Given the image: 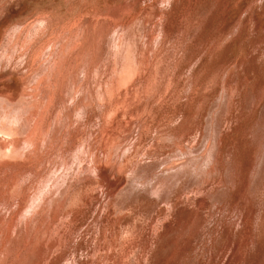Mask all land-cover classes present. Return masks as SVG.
Wrapping results in <instances>:
<instances>
[{
  "label": "rangeland",
  "instance_id": "obj_1",
  "mask_svg": "<svg viewBox=\"0 0 264 264\" xmlns=\"http://www.w3.org/2000/svg\"><path fill=\"white\" fill-rule=\"evenodd\" d=\"M74 23L89 30L83 28L82 32L81 27V34L69 26ZM161 24L168 35L163 40L168 39L161 41L159 54L154 53L156 75L152 67L150 82L124 84L127 90L120 87L117 101H100V132L97 114L86 121L75 111L66 114L63 107L48 116L51 136L58 141L51 137L46 141L49 138H43L39 130L44 146L39 150L38 169L32 166L17 175L21 187L32 195L44 187L43 181L46 193L60 185L54 195L57 198L67 184L85 183L82 197L87 205L79 221L72 224L80 210H61L53 204L52 222L24 238L22 255L15 264H264V0H0V45L14 27L21 34L16 49L12 42L7 46L15 52L9 48L4 54L0 46V66L2 72L9 71L11 64L27 56L28 60L37 49L29 42H35L44 31L51 35L52 30L69 27L65 28L67 36L87 44L80 65L94 58L97 61L88 84L78 86L97 88L100 82V90H106L112 70L115 72L111 69L113 50L121 32L130 27L139 45L153 40L155 48ZM7 47L3 49L7 51ZM60 47L56 45L54 53ZM151 49L146 51L148 56ZM77 67L72 73L81 78L83 66L78 71ZM27 71L22 72L29 76ZM2 79L0 74V89L19 86L16 78L13 82ZM70 83L68 80L64 86ZM111 94L106 97L112 98ZM71 96L67 102L78 113L80 107L74 105L79 102L77 95ZM96 99L93 103L90 98L89 103L96 105ZM81 104L90 106L84 101ZM140 136L143 141L136 146ZM81 141L89 143L102 164L105 181L99 182L91 170L90 156L76 159ZM135 164L141 165L134 172ZM154 175L160 177L154 180ZM1 178L3 175L2 183ZM158 181L164 188L159 193ZM1 183L0 190L5 191L6 183ZM172 185L179 191L170 208L167 188ZM43 230L46 233L40 236Z\"/></svg>",
  "mask_w": 264,
  "mask_h": 264
},
{
  "label": "bare ground",
  "instance_id": "obj_2",
  "mask_svg": "<svg viewBox=\"0 0 264 264\" xmlns=\"http://www.w3.org/2000/svg\"><path fill=\"white\" fill-rule=\"evenodd\" d=\"M97 2H99V1H97ZM167 4L169 5V2H167ZM98 6H96V8ZM164 7H165V5H164ZM97 10L95 12H97ZM40 19L38 18V21ZM47 19H49V18H47ZM86 19H88V18H86ZM77 20H79V19H77ZM48 21H51V19L50 20H47V22ZM51 24H53V23H51ZM14 26H16V25L14 24ZM69 26L74 27L77 30V32H79V31L81 32V30H80L81 27H82V32H83V28H85V29H88L89 28L88 26L82 25L80 23H74V24H71ZM65 28H67V27L60 28L59 31L56 30L54 32L52 30L51 35L49 34L50 31H47V32L44 31L45 34L42 33V35L35 42H32V43L29 42V44H28L29 46H31L33 44H36V48L37 49L35 50V52L32 51L31 47H29L26 44L27 47H29L31 49L30 50L31 53L34 52L29 57L28 60H27V57H28L27 56V57H24V59H22L21 62H20L19 59H21V58L18 57L19 58L18 59L19 60L18 63L16 62L14 65L11 64V62L8 60L7 62L8 63L10 62L9 64H11L9 66V71H6L5 70V71L2 72V66H0V74H3L2 81L13 82L16 79H17V82L19 81L18 88H15L14 89V87L11 88V87H9L6 84L7 86H5L2 89H0L2 91V92H0V175H3V178H1V179H2V181L4 183H6L5 184L6 185V190L5 191L0 190L1 191L0 192V201L3 202V204H1V207H2L1 209L2 210H0V264H10V263L11 264H15V261L14 260H16L17 258H19L18 255H22V253L19 254V252H20V247H21L20 245H22V241L24 240V238L27 237V235L31 236V234L34 232L35 229H37L38 226H41V225L44 226L45 224H47V223H49L51 221V219H52V215H51L52 214V211H54L56 209V208H53L52 207L53 204H57V208H59L61 210H63L65 208V210H70L71 211V210H74V208H76V207L80 210L79 213H77V215H74V217L72 218V221L70 220L72 222V224L76 223L77 220L79 221V219H77V218H78L79 214L82 213V209L85 208L86 205H87V202H85L83 200V197H82L83 196V189L85 188V185H83V184H85V183H83V184L80 183L79 185H74V183L73 184L72 183L67 184L66 187H64V189H62V190L59 191V196L57 198H54V195L56 193L57 188L60 187V189H61V186L60 185H59V187H52V189L53 188H56L55 191L53 189V191H51L49 193H46L47 191L45 190L46 192H44V189H45L44 187H46L47 185H45V182L46 181H43L44 187L42 189H40L39 193H34L32 195L31 194L28 195L25 192L26 190H24L25 188L23 189L21 187V184L19 183V179H17V175L22 170H26V169L28 170L29 168H32V166H34L35 167V170H36V167L39 165V162L38 161L40 160V157H41V153H40L39 150L42 148V146H44L40 142L41 136L43 138H45V139H46V137L49 138V140H46V141H51L50 140V137H51V139L53 138V140L54 139L57 140L56 138H58V137L54 138L55 136L53 137V135L51 136L52 132L50 131V129L53 128V127H51V125H52V124H50L51 123L50 122L51 120L49 119L48 116L51 115L50 117H52L53 112L57 108H59V107H61V108L63 107V109L66 111V114L69 113V112H71V111H75V114H79V116L81 114L82 117H85V120L86 121L87 120H90L91 118L93 119V117H92V116H94L93 114H97V116H96L97 119L96 120H97V123L99 121L98 125H99V132H100V121H101L100 120V101L103 102V103L106 102L105 104H107V103H110L111 100H113V99L115 100L116 99V97H115L116 96V92L124 84L126 85L128 83V85L130 86V82H134V81H136L137 83L139 82V83H143V84L145 82H150L151 76H152L151 69H152V67H155L154 60L157 59V58L154 59V57H155L154 56V53H156L158 51L159 46H160V43L163 40L164 35L165 36H168L167 33L164 32L163 25L161 24V26H160L161 31H160V34H159V38L157 39L158 41H157V44L155 45L156 47L153 48L154 47V43H155V42L153 43V40H152V42H150V41H148L146 39L145 42L142 43L144 45H142V46L139 45V42L140 41L137 39L136 35L130 34V32H131L130 31V27H129V29L127 28L126 30H124L123 33L121 32L120 37L115 42V46H114V50L115 51L113 50V52H114V60H113L114 63H113V67L111 66L112 67L111 69L114 68L115 69V72L112 70V73H111L112 76H110L111 81H110L109 84H106V86L108 88L106 90L104 88H102V90H100V82H99V85H98L97 88H95V87L90 88L89 85H88L87 88L86 87L85 88L84 87H81L80 88L78 86L79 84H81V85H84L86 83L88 84V82H89L88 81L89 72L91 70H93V69L94 70L97 69L96 68L97 66L95 65V62H97V61L94 58V60L90 61L89 64H87V65L81 64L80 65V62L82 60L84 61V57L86 55L85 53L88 51L87 44H85L83 42L84 39H83V41H81L79 39H77V41H76V37H75V41H73L72 40L73 38H71L70 36H67V34L69 35V31H67ZM14 29H15V27L13 29L9 30L8 32H6L7 34L2 38V43H1L0 46H3L2 47L3 52L4 51L5 52H8V50H9L10 47L8 48L7 46H8V44L10 42L13 43V46H15L14 48L16 49V46L17 45L15 43L18 42V40L21 37V34L20 33H15L14 32L15 31ZM128 30H129V32H128ZM135 30H134V32H135ZM66 32H67V34H66ZM82 32H81V34H83ZM72 33H73V31H72ZM73 36H74V34H73ZM117 36H119V35L117 34ZM24 39H25V37H24ZM166 39H168V38L166 37L164 40H166ZM164 40H163V42H164ZM52 42H55V43H53L50 46V49L49 50H45L47 47H49V45ZM26 45H25V47H26ZM56 45H61L60 51L58 53H54V49L57 50L56 49ZM63 45L67 47L66 50H65V47ZM9 46H10V44H9ZM149 46H150V48L152 46V49H153V50L151 49L152 51H150V52H153V53H150V54H153L152 56H150V54H149L150 57L148 56V54L146 52L148 50ZM5 47H7V51L4 50ZM112 47H110V48H112ZM34 48H33V50H34ZM71 49L72 50L74 49L77 52L74 51L73 53H71ZM12 50H13V48H12ZM22 50L23 51H26L23 48H22ZM30 51H28V52H30ZM5 52H4V54H7ZM12 52H15V50H13ZM111 52H110V54H111ZM25 54L27 55L28 53L26 52ZM78 55H79V57H78ZM110 56H112V55H110ZM0 57H1V55H0ZM159 57H160V55H158V59H159ZM3 58H4V56H3ZM39 58H41L42 60H41V62L39 61L38 62V65L36 66L35 63H36V61L39 60ZM4 62H5V60H4ZM2 65H3V63H2ZM77 65H78V67L83 66L82 67L83 70L80 69V71L82 70V72H83V77H81V78L79 77L78 74H75L74 75L72 73V69L75 68ZM78 67L76 68V70L78 69ZM25 68H27V70H28L27 73L28 72L30 73L29 76L28 75L26 76V74H25L26 72H22ZM104 71H106V70H104ZM178 72H179V70L177 72L175 71V74L174 75L172 73V75H173L172 79L174 81L177 78ZM79 73H81V72H79ZM94 73H95V71H94ZM91 74H93V73H91ZM155 75H156V67H155ZM32 76H33V78H32ZM153 78H154V76H153ZM162 78H164V77H162ZM68 80L71 81L70 85L64 86V83L66 81H68ZM98 80H96V81H98ZM156 82H157V80L155 81V83ZM110 84H113V87L112 88L109 87ZM96 85H97V83H96ZM125 85L123 86V88L125 87ZM14 86H16V85H14ZM77 86H78V88H76ZM163 86H164V84H163ZM190 87L192 88V86H190ZM141 88H143V87L141 86ZM155 88H156V86H155ZM125 90H127V89H125ZM142 92H143V90H142ZM153 92L154 91H152V93ZM73 93H74V95H77V99L79 101V102L74 103L75 106H79L80 107V110H79L78 113L76 111V107L69 106V104L67 102V99L68 98H71L72 97L71 94L73 95ZM106 93H110V94L112 93L111 94L112 95L111 96L112 98H109V97L107 98L106 97ZM101 95H103V97L100 98ZM95 97L98 98V99H96V105L90 104L89 103V99L91 98V101L93 103H95ZM148 98H149V94H148ZM82 101H84V103L88 102V105H90V106H86V105L83 106L81 104ZM116 101H117V99H116ZM102 108H105V107H102ZM111 108H112V106H111ZM59 110L60 109H58V111ZM62 113H63V111H62ZM54 114H56V112ZM102 117H103V124H105V117H106V115H104ZM62 118H64V117H62ZM63 120L64 119H62V121ZM80 120H81V118L79 119V121ZM81 123H83V122L81 121ZM53 124H55L54 121H53ZM78 124H80V123H78ZM55 125H53V126H55ZM84 125H86V124H84ZM70 126H69V128H70ZM133 128H134V126H133ZM135 128H136V126H135ZM40 129L43 131V133H42L41 136H39V130ZM96 129L98 130V127ZM44 136H46V137H44ZM56 136H58L57 133H56ZM122 136H124V135H122ZM137 137H139V136L137 135ZM83 141H81L82 142V145H79L78 146V150H77L78 153L76 154V159H78V157H82L83 158L84 156H90V160L89 159L88 160H89V162L91 164V170H93L95 172L96 176L100 179V180L98 179L99 182H101V180L102 181H105V179L107 178L105 169H102L101 168L102 167L101 166L102 164H100V161L97 159L96 155L93 154V152L91 150V146L89 145V143L87 141H85L86 143H83ZM142 141H143L142 136H140V139L138 140V144L136 146H138L139 143H141ZM48 145H50V144H48ZM134 146H135V143H134ZM129 150H130V148H129ZM36 151H38V152L36 154H34V152H36ZM127 151H128V149H127ZM120 152H121V150H120ZM125 152H126V149H125ZM125 152H123V153L126 154L127 152L126 153ZM124 154H123V156H124ZM32 155L35 156L33 159H31V156ZM117 156H118V154H117ZM82 158H80L79 160H81ZM130 159H129V161H130ZM83 160H85V159H83ZM108 160H109V158H108ZM32 161L33 162H38V163H36V164H30ZM77 162H75V163H77ZM81 162H83V161L81 160ZM81 162L79 163V166H80ZM106 163H107V161H106ZM123 163H124V161H123ZM84 164L85 163H83V165ZM137 165L138 164H135L136 167L134 166V168H135L133 170L134 172H135V170L137 168H140V165L141 164L138 165V166ZM81 168H82V166H81ZM113 168H115V166ZM37 169H38V167H37ZM79 169H80V167H79ZM141 169H142V167H141ZM75 170H76V168H75ZM138 170H140V169H138ZM112 171L114 172L113 169H112ZM112 171H111V173H112ZM142 171H144V170L142 169ZM140 172H138L137 175H139ZM76 174H77V172H76ZM161 174L164 177L165 172H164V174L163 173H161ZM79 176H81V175H79ZM154 176H155L153 178L154 180H157V178L160 177L159 175H154ZM67 178H68V176H67ZM67 178H66V180H67ZM136 178H137V176H136ZM159 181L161 182V179ZM159 181L157 183L158 186L160 184ZM164 182L165 181L162 182L163 183L162 185H164ZM106 183H108V181ZM91 184H93V183H91ZM157 184H155V187H156ZM5 185H3V186H5ZM62 185H65V184H62ZM80 185H82V186L79 188ZM101 185H103V184H101ZM107 185H106V187H107ZM173 185L171 186V188L174 187ZM3 186H2V189H3ZM162 187L163 186H161L160 188H158L159 191L157 189H155V188L152 189V190L153 191L154 190L155 191H158V193H159L160 192V189H164ZM171 188L169 187L167 189L168 190L169 189L171 190ZM49 190H51V189H49ZM170 190H169L168 194L170 193L171 195L170 196L165 195V196H167V206H169L171 208V207H174V203L176 201V196L178 195L177 194V190L179 191V188L177 187V188H174L172 191H170ZM153 193L154 192H152V194ZM152 197H153V195H152ZM158 197H159V194H158ZM192 211H194V209ZM2 212H4V214H6V216L3 217ZM70 214H71V212H70ZM260 218H262V217H260ZM43 231H40V233H39V234H41L40 236H42V233H46V230H43ZM22 250H23V248H22ZM22 250H21V252H22ZM24 251H26V250L24 249ZM26 258H28V257L26 256Z\"/></svg>",
  "mask_w": 264,
  "mask_h": 264
}]
</instances>
